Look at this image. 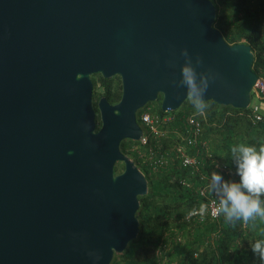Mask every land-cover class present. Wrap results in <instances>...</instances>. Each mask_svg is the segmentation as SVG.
<instances>
[{
  "label": "water",
  "instance_id": "1",
  "mask_svg": "<svg viewBox=\"0 0 264 264\" xmlns=\"http://www.w3.org/2000/svg\"><path fill=\"white\" fill-rule=\"evenodd\" d=\"M215 18L212 0H0V264H110L137 237L148 180L120 142L148 102L187 99L181 49L214 75L205 101L251 102V46ZM93 74L119 76L116 102L94 109Z\"/></svg>",
  "mask_w": 264,
  "mask_h": 264
},
{
  "label": "trees",
  "instance_id": "2",
  "mask_svg": "<svg viewBox=\"0 0 264 264\" xmlns=\"http://www.w3.org/2000/svg\"><path fill=\"white\" fill-rule=\"evenodd\" d=\"M212 1L216 7L213 26L220 31L227 43L249 44L254 54L252 68L258 76L264 77V0ZM114 77L104 78L99 74L98 80L92 77L93 86L95 87L98 83L100 96H105L111 103L117 101L121 94L119 77L116 81ZM154 102H148L145 105L151 104L152 110L162 114L160 105ZM257 102H264V100L257 97ZM206 103L208 106L204 110V119L199 117L202 137L208 141L210 153L221 159L228 168L229 175L221 173L212 165L205 166L202 170L210 176L215 170L220 172L226 180H234L232 178L235 174V165L231 147L239 144L253 145L257 150L264 147V113H262V120L255 121L250 118L252 111L250 104L246 108H234L213 101H206ZM181 106L184 111L194 108L188 99L184 100ZM142 108L138 110V113ZM226 113L228 114L225 117ZM129 142L133 141L122 140L120 149L133 158L141 171L145 173L148 190L145 195L139 196V207L136 211L139 233L123 251V261L129 260L127 264H261L259 257L252 252L251 245L256 240H264V219L256 218L248 223L237 221L233 226L225 223L223 215L219 218L220 230L216 239L208 240L210 234L218 227L216 223L207 220L193 227L192 233L186 237L184 243H172L161 256L162 261L158 263L154 257V249L150 248V245H158L162 232L171 225L170 218L175 215L181 216L184 211L199 203L197 196L190 190L194 188L182 186L180 178L191 180L194 186L200 184V181L199 177L189 178V168L177 169L170 166L167 171L163 169L151 173L147 164L141 163L138 159L135 160V155L126 151ZM173 142H175L174 139H166L163 140V145L168 146ZM177 226L184 227L180 224ZM137 241L145 247L136 245ZM167 241L164 238L162 243Z\"/></svg>",
  "mask_w": 264,
  "mask_h": 264
},
{
  "label": "built area",
  "instance_id": "3",
  "mask_svg": "<svg viewBox=\"0 0 264 264\" xmlns=\"http://www.w3.org/2000/svg\"><path fill=\"white\" fill-rule=\"evenodd\" d=\"M253 93L256 97L264 100L263 76L257 75ZM250 106L252 108L250 118L255 121L262 120L263 115L258 104H251L250 102ZM179 108H177L179 110L167 108L160 114L152 110L151 104L144 105L138 113L137 120L142 129V134L137 140L127 143L126 147L127 152L135 155V160L138 159L141 163L149 166L151 173L163 169L167 171L172 166L177 169L189 168L190 179L199 177L200 184L196 186L186 178H180L179 180L182 186L194 188L190 190L197 196L199 203L184 211L181 216L175 215L170 218L171 225L162 232L160 242L154 246V257L158 263L162 261L161 256L168 250L169 243H183L185 238L192 233L193 227L203 224L207 220L216 223L218 227L210 234L208 240L212 241L218 237L221 214H218L217 211L215 195L207 187L210 175L205 174L202 169L205 166L212 165L221 173L229 175L228 168L222 163L221 159L210 153L208 141L202 137V125L199 117L204 119V111H197L195 107L187 111H184L181 107ZM227 114H225V117ZM223 121L224 119L221 120V123ZM166 139H174L175 142L164 146L163 140ZM201 203L208 205V212L203 218L198 213ZM178 224L184 225V227L177 226ZM164 238L168 240L166 243H162Z\"/></svg>",
  "mask_w": 264,
  "mask_h": 264
},
{
  "label": "clouds",
  "instance_id": "4",
  "mask_svg": "<svg viewBox=\"0 0 264 264\" xmlns=\"http://www.w3.org/2000/svg\"><path fill=\"white\" fill-rule=\"evenodd\" d=\"M180 54L185 61L181 66V79L173 83L177 87H186L187 99L197 111L203 112L208 106L204 95L214 75L210 71L198 73L186 48L181 49ZM201 64L202 59L197 56L195 65ZM231 154L238 179L226 180L214 170L207 185L216 197L218 214L223 215L225 223L233 226L237 221L248 223L256 218L264 219V147L257 150L253 145H233ZM207 212L208 205L201 203L198 209L201 218ZM251 249L264 264V240H256ZM89 256L100 259L95 252H89Z\"/></svg>",
  "mask_w": 264,
  "mask_h": 264
},
{
  "label": "rangeland",
  "instance_id": "5",
  "mask_svg": "<svg viewBox=\"0 0 264 264\" xmlns=\"http://www.w3.org/2000/svg\"><path fill=\"white\" fill-rule=\"evenodd\" d=\"M117 77H119V76L115 75V77H114V81L117 80ZM93 78H94L95 80H98V74L93 75ZM119 80H120V78H119ZM93 91H94V92H93V100L95 101V100H97L98 97L100 96V88H99V86H98V83L95 85ZM251 94H252V95H251V104H253V103L258 104V102H257V97H255V94H253V92H252ZM154 103L160 105V100L157 99ZM258 106L260 107V104H258ZM181 107H182V106H181ZM179 109H180V108H179ZM179 109H176V110H179ZM259 109H260V108H259ZM260 112H261V113H264V110L261 109ZM137 120H138V111H137ZM121 170H122V164L119 163V162L116 163V165H115V172L118 173V172H120ZM145 237H146V235H145ZM136 238H137V237H136ZM186 239H187V238H185V240L183 241V243L186 241ZM135 244H136V245H140V247H145L144 244H142V243H138V241L135 242ZM171 245H172V243H169V244H168V247H170ZM153 246H154V245L151 244V245H150V248H153V249H154ZM125 249H126V248H125ZM141 252H142V251H140V253H141ZM122 253H123V252H120V253H114V255H113L112 259H111L110 264H127L129 260L123 261V255H122ZM140 264H141V263H140ZM144 264H145V263H144Z\"/></svg>",
  "mask_w": 264,
  "mask_h": 264
},
{
  "label": "crops",
  "instance_id": "6",
  "mask_svg": "<svg viewBox=\"0 0 264 264\" xmlns=\"http://www.w3.org/2000/svg\"><path fill=\"white\" fill-rule=\"evenodd\" d=\"M256 97V96H255ZM258 104H260V109H262V110H264V102H259ZM234 175V177L232 178V179H234V180H237L238 179V177L236 176V174H233ZM232 176V175H231ZM231 176H229V177H231ZM228 177V178H229Z\"/></svg>",
  "mask_w": 264,
  "mask_h": 264
},
{
  "label": "flooded vegetation",
  "instance_id": "7",
  "mask_svg": "<svg viewBox=\"0 0 264 264\" xmlns=\"http://www.w3.org/2000/svg\"><path fill=\"white\" fill-rule=\"evenodd\" d=\"M93 75H96V74H93ZM93 75H91V80H92ZM93 89H94V86H93ZM93 92H94V91H93ZM99 97H100V96H99ZM99 97H98V98H99ZM92 99H93V94H92ZM96 101H97V100H95V101L93 100V107H94V109H96ZM115 102H116V101H115Z\"/></svg>",
  "mask_w": 264,
  "mask_h": 264
}]
</instances>
